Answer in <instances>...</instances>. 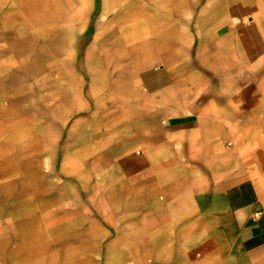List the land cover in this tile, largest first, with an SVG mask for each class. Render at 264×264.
Instances as JSON below:
<instances>
[{
  "label": "crops",
  "instance_id": "0c3cea01",
  "mask_svg": "<svg viewBox=\"0 0 264 264\" xmlns=\"http://www.w3.org/2000/svg\"><path fill=\"white\" fill-rule=\"evenodd\" d=\"M141 2L0 0V67L30 58L48 105L73 72L140 90L157 127L102 184L133 264H264V0Z\"/></svg>",
  "mask_w": 264,
  "mask_h": 264
},
{
  "label": "rangeland",
  "instance_id": "374dc122",
  "mask_svg": "<svg viewBox=\"0 0 264 264\" xmlns=\"http://www.w3.org/2000/svg\"><path fill=\"white\" fill-rule=\"evenodd\" d=\"M30 60L0 67V245L4 236L14 264H133L127 219L102 201V184L117 178L105 163L131 148L127 133L157 122L136 119L133 84L112 90L89 74L57 81L48 105L49 91L35 87L47 75Z\"/></svg>",
  "mask_w": 264,
  "mask_h": 264
}]
</instances>
